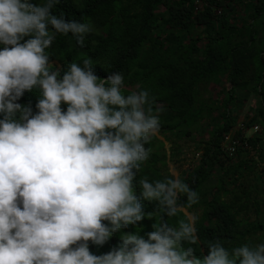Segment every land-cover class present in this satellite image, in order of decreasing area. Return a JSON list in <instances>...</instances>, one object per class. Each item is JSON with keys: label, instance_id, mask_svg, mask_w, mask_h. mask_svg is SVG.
<instances>
[{"label": "clouds", "instance_id": "obj_1", "mask_svg": "<svg viewBox=\"0 0 264 264\" xmlns=\"http://www.w3.org/2000/svg\"><path fill=\"white\" fill-rule=\"evenodd\" d=\"M58 2L0 0V264H264V240H209L195 253L198 192L173 165L139 175L161 127L155 98L125 91L121 72L98 77L90 56L54 68L46 49L58 33L83 44L95 30L83 14H53ZM34 89L35 112L19 102ZM141 198L157 203L145 211ZM114 234L118 245L90 251Z\"/></svg>", "mask_w": 264, "mask_h": 264}, {"label": "trees", "instance_id": "obj_2", "mask_svg": "<svg viewBox=\"0 0 264 264\" xmlns=\"http://www.w3.org/2000/svg\"><path fill=\"white\" fill-rule=\"evenodd\" d=\"M51 11L63 13L65 20L83 14L95 29L83 44L71 34L58 33L46 49L50 62L59 64L54 68L63 72L69 61L79 63L90 56L98 77L117 71L124 76L125 91L137 85L150 90L153 107L159 109L158 134L166 140L185 138L198 129L207 132L198 162L181 173L199 194L188 209L198 215L195 253L206 255L209 240L219 239L228 248L264 240V172L256 175L255 160L246 159L248 149L264 159V0H59ZM222 79L230 84L221 98L199 101L202 84ZM36 93L26 90L19 102H31L35 112ZM250 100L252 115L234 128L233 111ZM257 124L261 135H247ZM227 134L241 143L233 155L222 144ZM150 146L152 153L139 175L162 178L167 174L166 156L159 151L163 142L154 137ZM249 173L259 186L241 184ZM140 202L145 211L157 203ZM168 219L175 224V217ZM153 223L147 217L138 222L140 234L151 231ZM119 242L114 234L103 245L89 241V249L101 254Z\"/></svg>", "mask_w": 264, "mask_h": 264}, {"label": "rangeland", "instance_id": "obj_3", "mask_svg": "<svg viewBox=\"0 0 264 264\" xmlns=\"http://www.w3.org/2000/svg\"><path fill=\"white\" fill-rule=\"evenodd\" d=\"M53 64H56V66L59 67L57 62H53ZM229 84L230 83L225 79L215 83L202 84L199 88V101L211 103L213 99L217 100V98H221L223 96L222 90L225 91L228 89ZM252 103V100L244 102L242 106L237 107V109L233 111V115H236L237 117L234 128H241V122L252 115V112L250 111V107L253 106ZM215 114L216 112H214V115ZM257 126L258 128L256 130L253 128L248 129L246 131L247 135H261V128L258 124ZM207 137V132H202L200 129L197 131L193 130L189 136L181 139H174L172 136L169 140H166L165 137L158 134L156 138L163 142V147L160 148L159 151H163L166 156V166L164 167V170L168 172L169 166L173 165L181 174L184 170L195 166L201 153V143L205 142ZM154 143V147H157L158 143L156 141ZM246 159L249 162H251L250 160H255L254 171L256 175L264 172V159L263 157H260L254 149H248ZM259 183L258 179H254L253 173L246 174L244 179L241 180L243 186L251 185L254 187L255 185L259 186Z\"/></svg>", "mask_w": 264, "mask_h": 264}, {"label": "built area", "instance_id": "obj_4", "mask_svg": "<svg viewBox=\"0 0 264 264\" xmlns=\"http://www.w3.org/2000/svg\"><path fill=\"white\" fill-rule=\"evenodd\" d=\"M253 129L256 130L257 126H254ZM222 144L224 145L226 152H228L229 155H233L235 147L241 143L238 139H233L231 135L227 134L224 136Z\"/></svg>", "mask_w": 264, "mask_h": 264}]
</instances>
